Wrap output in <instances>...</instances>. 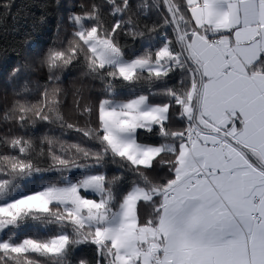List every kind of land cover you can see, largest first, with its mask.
<instances>
[{
	"label": "snow or ice",
	"instance_id": "snow-or-ice-1",
	"mask_svg": "<svg viewBox=\"0 0 264 264\" xmlns=\"http://www.w3.org/2000/svg\"><path fill=\"white\" fill-rule=\"evenodd\" d=\"M13 8L0 264H264V0Z\"/></svg>",
	"mask_w": 264,
	"mask_h": 264
},
{
	"label": "trees",
	"instance_id": "trees-1",
	"mask_svg": "<svg viewBox=\"0 0 264 264\" xmlns=\"http://www.w3.org/2000/svg\"><path fill=\"white\" fill-rule=\"evenodd\" d=\"M34 2H39V0H14V8L13 12L15 13L18 9L20 10V15H23L25 12L28 11V6L33 4ZM31 11L34 12L37 16L40 15V10L36 7H32ZM54 22L53 18L49 19V25ZM15 21L12 20L11 17L7 19L5 25L9 29L10 38H11V29L15 25ZM47 30V29H46ZM22 37V33L15 34V39L19 40ZM2 37H0V42H2Z\"/></svg>",
	"mask_w": 264,
	"mask_h": 264
}]
</instances>
